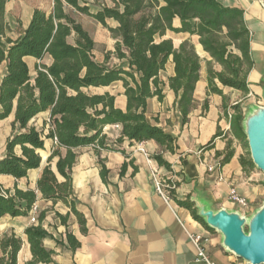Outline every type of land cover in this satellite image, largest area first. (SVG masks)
<instances>
[{
    "label": "trees",
    "instance_id": "trees-1",
    "mask_svg": "<svg viewBox=\"0 0 264 264\" xmlns=\"http://www.w3.org/2000/svg\"><path fill=\"white\" fill-rule=\"evenodd\" d=\"M8 2L0 0V64L6 63L7 68L0 88V121L14 114L13 130L18 125L24 132L8 139L6 157L0 161V175L17 180L26 178L30 170L41 167L42 158L38 151L44 150L45 140H56L37 182V190L43 199L52 202L53 207L58 203L66 205L70 213L66 216L57 214L58 218L62 224H67L70 215H74L83 234L87 233L86 219L77 210L72 197V171L78 159L76 149L93 146L97 152L121 151L129 158L120 150L125 141L131 144L154 141L160 146V152L150 158L172 172L163 155L177 152V139L148 122V99L164 100L159 75L172 58L175 75L169 79V87L176 96L182 123L187 124L204 60L190 41L176 49L171 40L159 42V38L166 36L167 32L188 33L199 38L203 51L210 57L206 61L208 94L223 96L226 117H229L226 98L218 84L240 91L244 96L250 93L248 77L254 68L251 32L244 20V10L226 6L223 0H52L50 12L43 8L34 9L28 28L17 40L8 36L11 32L5 20ZM68 9L96 20L117 39L115 52L106 55L105 63L96 61L94 40ZM108 20L116 21L118 27L111 28ZM176 20L179 27L174 25ZM112 54L124 64L109 68L107 62ZM47 56L52 59L51 65L43 63ZM26 57L40 62L36 65L34 79L24 61ZM125 64L128 70L124 68ZM215 65L221 70L216 71ZM118 81L124 84L126 111L117 109L116 98L108 93L91 95L84 91L108 87ZM232 110L230 134L247 149L244 111L241 104L234 105ZM46 112L50 117L44 123V130L29 126L32 119ZM108 125L122 127L121 137L115 144H109L104 135V128ZM45 127H48L47 135H44ZM221 136L223 132L218 130L205 148L212 146ZM232 145L233 140H229L222 165L234 157ZM17 146L21 147V155L15 153ZM54 160L61 181L52 170ZM240 162L244 168L254 166L245 157ZM100 163L105 180L108 170L103 162ZM129 164L133 165L132 160ZM129 164L122 166V174ZM137 170L135 167L134 173ZM168 183L175 186L170 190L171 199L211 230L198 215L190 197L178 198L180 182L169 179ZM37 201L38 194L34 190L22 191L16 186L11 191L0 185V219L5 215L27 216ZM45 218L46 212L41 213L39 224L25 232L32 253V260L26 264L52 262L55 252L43 245L49 236L42 226ZM67 241L74 251L80 247L72 234H67ZM22 244V239L15 234L0 237V264H17Z\"/></svg>",
    "mask_w": 264,
    "mask_h": 264
},
{
    "label": "crops",
    "instance_id": "crops-1",
    "mask_svg": "<svg viewBox=\"0 0 264 264\" xmlns=\"http://www.w3.org/2000/svg\"><path fill=\"white\" fill-rule=\"evenodd\" d=\"M223 2L226 6L244 10V20L251 32L250 47L254 68L248 77L250 93L244 96L240 91L218 84L226 98L229 115L226 117L223 96L208 94L206 61L210 60V57L203 51L199 38L188 33L167 32L166 36L158 39L159 42L171 40L178 49L182 43L190 41L204 60L194 93V107L187 124L182 123L176 96L169 87V79L175 75L172 58L159 75L163 83L164 100L160 102L157 97L148 99V122L177 139V152L163 155L171 165L172 172L160 167L150 158L160 152V146L154 141L133 144L125 141L120 150L128 154L129 158L121 151L97 152L93 146L76 149L78 159L72 171V197L77 210L86 219L87 233L83 234L74 215H70L67 224H62L58 218L57 214L66 216L70 213L66 205L58 203L53 207L52 202L43 199L37 190V182L55 146L52 139H46L44 150L38 151L42 158L40 168L30 170L28 176L21 180L9 175H0V185L4 189L13 191L17 186L22 191L30 189L38 194V201L27 216L5 215L0 219V237L15 234L22 239L17 264H26L32 260L25 232L29 227L39 224V221L35 225L32 224L31 218L38 220L43 212H46V218L42 226L49 234L43 245L47 250L55 252L50 264H200L196 262L197 249L188 233L199 234L208 239L205 247L215 263L249 264L228 252L222 245L221 235L196 221L189 210L180 207L174 200L167 203L157 193L152 178V171L158 169L166 178L180 182L177 189L180 200L197 197L214 211L226 209L250 215L264 203V175L255 166H242V157L248 161L251 159L246 156L243 144L230 134V115L234 113V105L241 104L244 116L252 107H264V6L260 0ZM51 6L52 2L45 6L38 0H9L5 15L11 29L8 36L17 40L28 28L34 9L43 8L50 12ZM80 16L76 21L82 24L94 40L96 61L105 63L106 55L115 52L117 39L96 20L85 15ZM107 23L111 28L118 27L114 20H108ZM174 25L179 27V21L176 20ZM24 61L34 79L36 65L40 62L32 57H26ZM43 63L51 65L52 59L47 56ZM122 64L124 62L114 54L107 62L109 68L120 67ZM124 68L128 70V65L125 64ZM214 68L216 71L221 70L217 65ZM6 72V63L0 64V88ZM84 91L91 95L108 93L116 98L117 109H127L125 88L121 81L108 87L89 88ZM49 117V112L41 113L32 119L29 126L42 131ZM14 121V114L0 121V161L6 157L8 139L24 132L18 125L17 129L13 130ZM118 126L108 125L104 128V135L109 144H115L121 137L122 127ZM218 130L223 132V136L217 138L212 146L205 148ZM47 134L48 127H45L44 135ZM229 140H233L232 148L235 154L229 163L222 165ZM139 149H143L147 156L139 152ZM15 153L21 155L20 146L15 148ZM131 160L133 165L129 164ZM100 162H103L108 170L105 180L101 175ZM125 163L129 165L122 174V166ZM51 167L57 174L56 160ZM135 167L138 170L134 173ZM57 176L61 181L62 178L58 174ZM233 188L246 198L250 205L248 209H242L229 200ZM68 233L80 243V247L75 251L68 244Z\"/></svg>",
    "mask_w": 264,
    "mask_h": 264
},
{
    "label": "water",
    "instance_id": "water-1",
    "mask_svg": "<svg viewBox=\"0 0 264 264\" xmlns=\"http://www.w3.org/2000/svg\"><path fill=\"white\" fill-rule=\"evenodd\" d=\"M243 128L250 159L264 174V107L255 106L244 116ZM198 215L222 237L223 247L249 264H264V203L250 215L221 209L214 211L197 197L191 198Z\"/></svg>",
    "mask_w": 264,
    "mask_h": 264
},
{
    "label": "built area",
    "instance_id": "built-area-1",
    "mask_svg": "<svg viewBox=\"0 0 264 264\" xmlns=\"http://www.w3.org/2000/svg\"><path fill=\"white\" fill-rule=\"evenodd\" d=\"M260 2L264 6V1L260 0ZM117 127L119 126L117 125ZM54 142L55 144H57L56 140ZM139 152L146 155V152L143 149H139ZM152 178H153L157 193L162 198H164V200L167 203H170L172 201L170 197V190L174 189L175 186H171V184L168 183L169 178H166L165 176H163L158 169H155L152 171ZM229 200L233 202L234 204L240 206L242 209H248L250 207L246 198L242 197L234 188L230 191ZM31 223L35 225L38 223V220L35 217H32ZM188 235H189L191 242L195 245L197 249L196 262L200 264H217L211 259L205 247V244L208 242V239L199 234L188 233Z\"/></svg>",
    "mask_w": 264,
    "mask_h": 264
},
{
    "label": "rangeland",
    "instance_id": "rangeland-1",
    "mask_svg": "<svg viewBox=\"0 0 264 264\" xmlns=\"http://www.w3.org/2000/svg\"><path fill=\"white\" fill-rule=\"evenodd\" d=\"M37 2V1H36ZM39 3L41 4H44L45 6L47 5H50L52 0H38ZM68 13L75 19H79L81 18L80 14L77 13L76 11H74L73 9H68ZM243 109V108H242ZM246 145H247V149H245V154L247 157L250 158V152H249V147H248V144H247V141H246ZM263 174V173H262ZM264 175V174H263Z\"/></svg>",
    "mask_w": 264,
    "mask_h": 264
}]
</instances>
